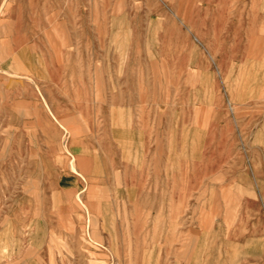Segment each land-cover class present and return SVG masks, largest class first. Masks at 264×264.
Segmentation results:
<instances>
[{
  "label": "rangeland",
  "instance_id": "374dc122",
  "mask_svg": "<svg viewBox=\"0 0 264 264\" xmlns=\"http://www.w3.org/2000/svg\"><path fill=\"white\" fill-rule=\"evenodd\" d=\"M263 3L0 0V264H264L250 127L220 123L264 105L229 94Z\"/></svg>",
  "mask_w": 264,
  "mask_h": 264
},
{
  "label": "crops",
  "instance_id": "0c3cea01",
  "mask_svg": "<svg viewBox=\"0 0 264 264\" xmlns=\"http://www.w3.org/2000/svg\"><path fill=\"white\" fill-rule=\"evenodd\" d=\"M232 11V18L230 19L236 24L235 39L237 40V46L244 48V59L240 60L242 66L240 68L241 77L239 76V80L242 81H239V87H231V92L229 94L234 98L235 96H244L243 98L247 99L246 104H248L247 102L250 99L254 100V95L256 94L255 88L249 86L251 79L254 80L256 78L264 80V70L259 69L260 64L264 63V3L263 6L257 9L253 6L245 4L241 6L238 5ZM244 80H246V83H244ZM233 88H236V92H234ZM244 104L236 102L234 105H231L230 111L233 115H235L234 107L243 106L247 108L246 120H239L238 117L234 116V118L231 120L222 119L220 123L223 127L228 126L227 124L229 121L231 122V126H235L236 128L240 127L241 125L250 127L248 132L249 138L246 150L252 153V156H250V158L255 160V164L258 163L257 165H260L259 167H262V172L250 173V176H252V178L254 179V183H252V181H250V179L248 178L246 179L247 181L245 183L252 186H250L248 189L264 191V105L259 104L255 108L254 105L247 106ZM122 132L123 131L120 130L119 135L115 136V143L117 142L118 144H113V148L117 151L119 149L120 153H123L122 155L124 156L127 148L130 149V146H127L128 141L126 139V132ZM130 141L131 140H129V143ZM232 141L233 143L239 142L238 138L237 141H235L234 136H232ZM237 148L238 145L236 146V149ZM257 159L259 161H257ZM113 179L115 178L113 177ZM259 180L262 181L261 186ZM240 182L242 183V181Z\"/></svg>",
  "mask_w": 264,
  "mask_h": 264
},
{
  "label": "bare ground",
  "instance_id": "6f19581e",
  "mask_svg": "<svg viewBox=\"0 0 264 264\" xmlns=\"http://www.w3.org/2000/svg\"><path fill=\"white\" fill-rule=\"evenodd\" d=\"M263 6V5H262ZM157 32V31H156ZM154 35V34H153ZM154 41V40H153ZM158 40H156V42H157ZM153 44V43H152ZM156 45H157V43H156ZM15 54V53H14ZM12 57H14L15 58V56H12ZM17 58V60H18V57H16ZM16 60V59H15ZM18 64V63H17ZM20 66H22V65H20ZM240 71V70H239ZM258 71V70H257ZM240 77H241V75H240ZM239 87V86H238ZM229 104V103H228ZM188 131V130H187ZM128 141V140H127ZM193 141V140H192ZM60 157V156H59ZM85 186H86V184H85ZM82 217V216H81ZM82 227H84V226H82ZM82 229H84V228H82ZM83 234V233H82Z\"/></svg>",
  "mask_w": 264,
  "mask_h": 264
}]
</instances>
